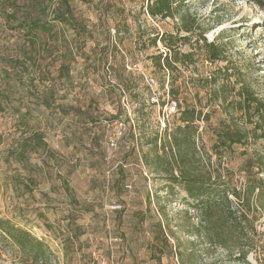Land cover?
I'll list each match as a JSON object with an SVG mask.
<instances>
[{
	"label": "rangeland",
	"instance_id": "1",
	"mask_svg": "<svg viewBox=\"0 0 264 264\" xmlns=\"http://www.w3.org/2000/svg\"><path fill=\"white\" fill-rule=\"evenodd\" d=\"M33 1L0 0V215L28 229L50 251L34 259L0 235V264H151L147 242L153 224L181 223L187 208L180 187L170 193L165 160L156 170L144 157L164 140L165 106L176 98L168 92L172 87L181 88V104L199 92L198 107L203 117L209 115L197 121L207 169H229L238 179L247 159L264 158V138L251 131L258 114L237 108L242 84L264 103V11L247 0H178L181 12L198 24L191 40L178 44L181 50H192L204 31L226 60L211 61L212 49L201 47L194 49V65L162 71L149 56L167 49L160 41L153 45L152 38L156 31L174 32L178 20L153 18L148 0H69L77 21L94 37L54 19L55 10L65 8L61 0H41L46 13ZM28 19L49 20L56 36L28 37ZM63 63L70 77L60 76ZM113 68L128 81L120 82ZM145 75L155 78L154 89ZM222 84L228 101L210 99L207 89L215 94ZM45 96L51 107L41 103ZM26 110H32L28 123ZM170 119L174 124L176 117ZM121 121L126 133L112 148L107 140ZM228 124L250 137L221 149L219 165L215 134ZM34 133L42 134L44 145L29 140ZM156 133L160 140L154 145ZM24 142L30 146L26 163L14 154ZM114 203L121 208L111 212ZM258 222L264 242V213ZM174 228L182 242L189 238L185 229Z\"/></svg>",
	"mask_w": 264,
	"mask_h": 264
},
{
	"label": "trees",
	"instance_id": "2",
	"mask_svg": "<svg viewBox=\"0 0 264 264\" xmlns=\"http://www.w3.org/2000/svg\"><path fill=\"white\" fill-rule=\"evenodd\" d=\"M34 1L35 4L32 5L46 13L47 5L42 4L41 0ZM247 1L264 11V0ZM61 2L65 8L63 6L57 8L54 19L67 25L74 24L77 29L84 32V35L94 37L93 32L77 21L69 0H61ZM147 11L153 18L178 20L174 32L156 31L152 38L153 45L158 47L157 43L160 41L167 49L164 54L158 48L157 52L149 56L158 70L174 71L178 70L179 66L187 68L194 65L196 63L194 49L201 47L212 49L211 61L226 60L216 43L207 42L204 31L195 39L192 50H181L178 44L182 40L189 42L191 33L198 24L196 18L190 13L181 12L178 0H148ZM24 28L28 37L39 38L41 33L53 38L56 36L53 24L49 20L28 19ZM34 38L31 41L34 42ZM113 70L120 82L128 81L121 73L117 74L116 68ZM124 70L125 61L122 63V71ZM59 72L62 77H70V68L65 63L60 64ZM180 89L178 86L169 90L178 102V110L172 117H176V121L172 125L169 121L163 128L165 135L159 150L156 152L153 149L146 150L144 157L147 165L154 166L156 170L162 165V160H165L164 171L167 180L170 181V193H175V188L180 187L185 193L183 200L187 208L181 223L165 224L160 219L153 224L152 239L147 242L151 264H264V242L261 239L263 231L258 224L261 214L264 213V176L262 175L264 158L247 159L238 179L229 169L223 168L216 171L207 169L199 152L197 121L208 120L209 115L205 113L203 117L204 112L198 107L201 102L199 92H196L194 100L186 98L184 104H181L177 99ZM218 90L221 91L222 98ZM218 90H214L215 94H211V88L207 89L210 99H221L222 102H227L230 92L227 88L225 90L223 84ZM237 92L241 97L237 102V108L244 109L246 113L253 110V113L259 116V121H255L254 128L251 129L252 137L264 138V103L248 84H242ZM41 103L47 107L52 105L47 96L41 99ZM227 111H230V108ZM31 114L32 110H26L25 123H28ZM126 118L133 120L128 114ZM125 133L126 131L123 133L124 136ZM249 134L242 127H233L230 124L216 130L217 138L214 147L219 165L222 161L221 149L247 143ZM123 135L118 139L117 145L124 137ZM32 138L39 145L45 144L41 133H34L29 140ZM159 140L160 135L156 133L152 142L155 145ZM29 147V144L24 142L20 144L18 150L14 151L19 162L28 161ZM208 160L211 162V157ZM131 186L129 182L125 184L128 189ZM27 188L31 190V187L27 186ZM120 208V204L114 203L110 205L109 210L113 212ZM174 227L185 229L189 238L182 242ZM0 235L12 241L22 251L28 252L34 259L48 257L49 247L42 240L36 238L28 229L1 215ZM252 255L255 262L250 258ZM164 256L169 258L168 262H164Z\"/></svg>",
	"mask_w": 264,
	"mask_h": 264
},
{
	"label": "built area",
	"instance_id": "3",
	"mask_svg": "<svg viewBox=\"0 0 264 264\" xmlns=\"http://www.w3.org/2000/svg\"><path fill=\"white\" fill-rule=\"evenodd\" d=\"M145 80L148 84V86L152 89H154V87H156L157 83L155 78H153L150 75H145ZM169 92V91H168ZM178 110V102L177 100H175L174 98H169L167 101V104L165 106V110H164V121L169 122L173 117V115L177 112ZM128 115L131 117L132 119V114L129 112ZM118 129L116 132H114L107 140L108 145L110 147H116L118 139L123 135L124 130H125V123L123 121L119 122L118 124ZM163 126L165 128L166 124L165 122H163ZM115 207V206H112Z\"/></svg>",
	"mask_w": 264,
	"mask_h": 264
}]
</instances>
